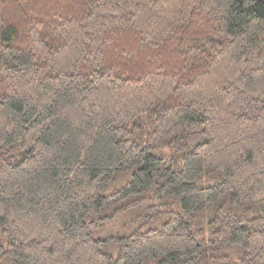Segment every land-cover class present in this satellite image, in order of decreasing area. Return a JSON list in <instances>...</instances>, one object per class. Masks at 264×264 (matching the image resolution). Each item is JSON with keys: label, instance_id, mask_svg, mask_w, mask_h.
<instances>
[{"label": "trees", "instance_id": "1", "mask_svg": "<svg viewBox=\"0 0 264 264\" xmlns=\"http://www.w3.org/2000/svg\"><path fill=\"white\" fill-rule=\"evenodd\" d=\"M0 260L264 264V0H0Z\"/></svg>", "mask_w": 264, "mask_h": 264}, {"label": "rangeland", "instance_id": "2", "mask_svg": "<svg viewBox=\"0 0 264 264\" xmlns=\"http://www.w3.org/2000/svg\"><path fill=\"white\" fill-rule=\"evenodd\" d=\"M126 176L122 178L120 181L115 183L112 187L115 188L117 186H121L124 182H126ZM143 207L132 209V211L122 215L118 218V220L114 221L111 226L105 229L101 235H109V234H123L125 232H129L134 225H136L137 216L141 213ZM7 262L1 261L0 264H6Z\"/></svg>", "mask_w": 264, "mask_h": 264}]
</instances>
